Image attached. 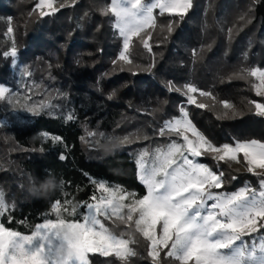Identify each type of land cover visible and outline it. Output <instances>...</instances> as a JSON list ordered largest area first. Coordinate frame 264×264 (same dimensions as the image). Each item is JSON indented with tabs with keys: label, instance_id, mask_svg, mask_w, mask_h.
<instances>
[{
	"label": "trees",
	"instance_id": "obj_1",
	"mask_svg": "<svg viewBox=\"0 0 264 264\" xmlns=\"http://www.w3.org/2000/svg\"><path fill=\"white\" fill-rule=\"evenodd\" d=\"M109 1L54 0L57 11H44L50 14L41 16V10L36 9L38 0H0V85L16 88L15 71L27 69L29 74L22 77L31 98L37 103L48 98L53 105L40 115L30 113L26 121L14 119L5 106L0 107V192L8 205L0 223L7 228L30 233L45 216L56 218L51 204L57 200L67 211H71V206L64 203L66 200L74 204L92 202L89 197L93 192L99 196V190L89 177L143 195L145 189L137 179L134 156L143 147L168 142L153 135V128L179 116L178 104L183 103L196 127L217 146L252 139L264 142V117L255 115L254 105L249 103H264V97L255 95L250 77L229 79L234 72L250 69L256 60L242 51L257 20H264V0H254L245 12L247 0H238L243 9L236 15L229 13L222 27L241 23L239 18L244 15V29L230 43L220 31L219 43L211 47L202 27L187 23L198 10H194V4L205 3L204 0H193V7L183 19L167 15L163 21L170 19L173 31L157 32L153 28L149 39L151 52L142 43L149 29L141 37H133L130 58L136 75L128 70L129 65L117 60L122 50L121 38L112 28V16L101 11ZM61 3L65 6L60 7ZM9 26L13 32L7 31ZM13 47L17 53L14 58ZM259 61L263 62L258 58ZM169 81L180 87L191 83L213 93L215 101L198 92L195 97L214 110L184 103L185 97L167 91ZM113 92L115 95L109 99ZM224 100L232 103L239 115L218 120L216 114L224 111L219 102ZM154 108L160 111L152 113ZM69 115L73 119H67ZM89 131L96 135L87 136ZM133 133L148 134L150 139L136 140L132 136L133 143L110 153L100 147L91 150L97 140L104 144L110 138ZM54 136L61 137V142H53ZM61 154L66 156L65 160L59 158ZM197 160L225 173L226 190L243 184L253 187L260 179L247 169L217 163L208 155ZM49 173L58 181V187L46 195H34L30 189ZM233 176L237 178L233 180ZM83 210L79 208L78 213ZM67 211L61 214L67 217ZM105 224L113 227L107 221ZM116 231L128 230L121 227ZM255 235L264 236V229ZM124 238H128L127 234ZM134 238L140 242L132 245L139 253L132 258L133 264H152L145 242L138 235L134 234ZM88 255L89 264H121L115 256ZM163 264L178 262L165 258Z\"/></svg>",
	"mask_w": 264,
	"mask_h": 264
},
{
	"label": "snow or ice",
	"instance_id": "obj_2",
	"mask_svg": "<svg viewBox=\"0 0 264 264\" xmlns=\"http://www.w3.org/2000/svg\"><path fill=\"white\" fill-rule=\"evenodd\" d=\"M53 4L54 0H39L37 8L47 7L50 13H54L57 9ZM64 6L61 3L60 7ZM192 7L193 0H110L107 8L101 11L105 15L111 14L113 27L122 38V50L117 60L129 65L128 70L136 75L137 72L131 67L134 61L130 58V45L133 37H141L147 29L157 26L154 10H158L160 15L183 19ZM50 13L41 10L40 15ZM240 19L245 20V16L242 15ZM13 30L11 26L7 29L8 32ZM167 31H173L172 23L167 25ZM146 35L147 38H142L143 47L151 52V32ZM16 54L13 47L11 56L14 58ZM117 60L113 63L116 64ZM28 74L27 69L21 70L22 76ZM249 76L258 81L252 85L255 95L264 97V69H241L229 79L246 80ZM167 90L186 97L189 105L214 110L206 103L197 102L193 95L198 92L200 96L215 101L213 93L198 89L191 83L180 87L169 81ZM15 95L9 87L0 86V101L12 104ZM114 95L115 92L108 98L112 99ZM219 103L224 111L216 114L218 120L239 115L232 103L226 100ZM249 103L254 105L255 115L264 117V103ZM19 107L32 115H40L53 105L48 98L37 104L31 101V97H26ZM158 111V108L152 109V113ZM67 119L73 117L69 115ZM43 135L48 136L47 133ZM95 135L87 132L89 137ZM99 135L103 137L104 133ZM153 135L166 138L168 142L157 145L151 151L142 149L137 154L136 176L145 189L143 195L89 177L100 191V196L93 192L89 197L93 202L85 201L83 204L66 200L64 203L71 206V211L63 208L57 200L51 204L56 218L45 216L30 235L21 234L0 223V264H89V253L115 256L121 264H133L132 258L139 253L132 245L140 242L134 238V234L145 242L147 257L152 264H163L165 258L178 264H264V238L251 243L245 239L264 229V171H257L264 170V142L252 139L217 146L196 127L183 103L179 106V116L166 119L162 125L154 127ZM132 136L136 140L150 139L148 134L133 133L114 140L120 147L133 143ZM52 140L61 142V137L54 136ZM81 140H84L83 136ZM100 145L97 140L90 146L91 150H96ZM241 153L248 173L260 177L259 189L245 184L234 192H221L225 173L197 160L208 155L213 161L230 166L231 161L240 162ZM59 158L65 160L66 156L61 154ZM84 175L88 176L87 173ZM52 176L49 173L45 178ZM236 178L232 177L233 180ZM36 179L40 182L39 178ZM63 183L61 180L60 184ZM7 208L4 194L0 192V216ZM79 208L84 210L78 213ZM62 211H67V217L61 214ZM105 221L113 227L106 226ZM64 227L69 230L68 235L61 236L57 230ZM121 227L127 229V233L116 231ZM125 234L128 238H124ZM65 247L71 255L66 260L58 259L57 252Z\"/></svg>",
	"mask_w": 264,
	"mask_h": 264
},
{
	"label": "rangeland",
	"instance_id": "obj_3",
	"mask_svg": "<svg viewBox=\"0 0 264 264\" xmlns=\"http://www.w3.org/2000/svg\"><path fill=\"white\" fill-rule=\"evenodd\" d=\"M204 2L205 3L199 1L198 4H194V10L196 8L198 10L196 11L195 15H191V19H190V21L188 19L189 22H187V23L190 25L193 23H194V25L199 24L202 27V30L205 32V37L209 38L208 41H209L210 46H212L215 43L216 44L219 43L220 36H221L222 32H223V34L225 33V35L227 37L226 38L227 42L230 43V41L237 34H240V32H242V30L244 29L243 26H244V23L246 20L241 21V23H239V24L231 23L230 26H225V27H222V24L226 21V18L229 17V15H228L229 13H233L234 15H236V13L239 12L240 9H243V7H242L243 3L241 4L242 1H238V0H204ZM252 2H254V0H247L246 1L245 10L243 12H245L247 9L251 8ZM38 3H39V0H38L37 4ZM109 3H110V1H109ZM37 4H36V9L43 10V11H50V9H48L47 7H44L43 9L37 8ZM154 14L156 15V19H157V26H156L157 32H160L162 27L164 28V30L167 31V25L170 23V19H168V21L166 23L163 20H165V18L168 14L160 15L158 10H154ZM112 19H113L112 28L115 30L116 34L119 36L118 31L113 27L114 18L112 17ZM177 19L179 20V17H177ZM177 19L175 20L176 21L175 24H178ZM151 30L152 29H149V32ZM220 31H222V32H220ZM248 35H250V37L249 38L247 37V40L245 42V46H244V49L242 52H243V54H246V55L251 54V56L256 57V60L254 63H252L253 65L251 68L259 67L261 69H264V20L263 21L257 20V22L255 23L254 27L251 30V34L249 32ZM121 44H122V38H121ZM258 58H260L263 62H260V61L258 62ZM249 77L251 78L252 85L254 83H258V81H256L254 77H251V76H249ZM15 84H16V88L9 87L16 94L15 98L13 99L12 104H9L7 101H0V107L5 106V108L9 111L10 116L13 117L14 119H16L18 121H26L27 115H29L30 113L22 110L19 106H20V104H23L25 102L26 97H31V93L29 92V89H27L25 87L24 79L21 75V71H15ZM0 86H5V85H0ZM175 86H177V85H175ZM166 89H167V84H166ZM193 95L195 96L196 94H193ZM31 101L35 102L33 98H31ZM35 103H37V102H35ZM184 103H187V101L185 100ZM14 105H15V107H13ZM177 106H178L177 108H179V104ZM145 148L146 147H143L138 152H136V154L134 156V163H135V160L137 158V154L142 149H145ZM154 148L155 147L147 148V149H149V151H151ZM240 155L241 156L239 157V160H240L239 163H237L236 161H231L230 163L233 167H236L240 170H246L247 166H246L245 162L243 161L242 153ZM200 163H202V162H200ZM135 167H136V164H135ZM257 171L260 172V171H264V170L257 169ZM96 180L104 181L102 179H96ZM244 185L245 184L240 185V186H238L232 190L231 189L226 190L225 188H223V189H220L219 191L224 192V193H231V192L238 190L240 187H242ZM111 186H116V185H111ZM253 187L259 189V179H257V185H255ZM100 194L101 193L99 191V196H100ZM42 222H40V223H42ZM34 228H35V226L33 227L32 230H34ZM30 234H31V232L27 233V235H30ZM261 238H264V236H261V235L256 236L255 234H253V236H251V237H245V239L249 243H251L253 240L259 241Z\"/></svg>",
	"mask_w": 264,
	"mask_h": 264
},
{
	"label": "clouds",
	"instance_id": "obj_4",
	"mask_svg": "<svg viewBox=\"0 0 264 264\" xmlns=\"http://www.w3.org/2000/svg\"><path fill=\"white\" fill-rule=\"evenodd\" d=\"M119 147V144L114 140H109L104 144L100 145V148L103 149L106 153H110L113 149ZM58 187V181L54 176L46 178L44 181L40 182L38 186H34L30 191L33 192L34 195H46L48 192L55 190ZM61 236L68 235L67 227L61 228L57 230ZM71 255L70 250L65 247L62 250L57 252L58 259H67Z\"/></svg>",
	"mask_w": 264,
	"mask_h": 264
}]
</instances>
